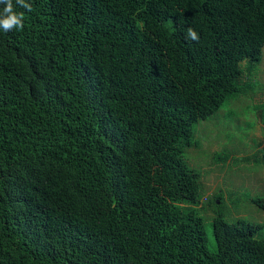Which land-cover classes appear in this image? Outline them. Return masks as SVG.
<instances>
[{"label":"trees","instance_id":"16d2710c","mask_svg":"<svg viewBox=\"0 0 264 264\" xmlns=\"http://www.w3.org/2000/svg\"><path fill=\"white\" fill-rule=\"evenodd\" d=\"M26 2L0 29V264H264L242 219L208 248L185 157L250 86L264 0Z\"/></svg>","mask_w":264,"mask_h":264},{"label":"rangeland","instance_id":"374dc122","mask_svg":"<svg viewBox=\"0 0 264 264\" xmlns=\"http://www.w3.org/2000/svg\"><path fill=\"white\" fill-rule=\"evenodd\" d=\"M246 84L250 86L244 94L196 122L197 143L185 156L199 173L200 200L196 205L210 250L216 248L212 220L217 214L228 223L245 220L255 226L256 237H264V209L256 202L264 198V124L258 112L264 111V46ZM220 193L221 201H213Z\"/></svg>","mask_w":264,"mask_h":264},{"label":"clouds","instance_id":"9594fccd","mask_svg":"<svg viewBox=\"0 0 264 264\" xmlns=\"http://www.w3.org/2000/svg\"><path fill=\"white\" fill-rule=\"evenodd\" d=\"M15 2L28 12L32 11L31 4L27 3L26 0H15ZM0 5H3V8L0 9V29L4 32H8L13 29L21 30L24 26V14L15 11L13 0H0ZM186 37L194 41L199 39L197 32L191 27L187 29Z\"/></svg>","mask_w":264,"mask_h":264}]
</instances>
